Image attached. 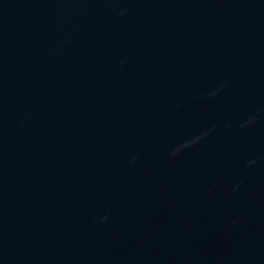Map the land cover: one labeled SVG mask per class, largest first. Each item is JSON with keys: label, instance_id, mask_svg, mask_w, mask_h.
<instances>
[{"label": "water", "instance_id": "1", "mask_svg": "<svg viewBox=\"0 0 264 264\" xmlns=\"http://www.w3.org/2000/svg\"><path fill=\"white\" fill-rule=\"evenodd\" d=\"M0 264H264V0H0Z\"/></svg>", "mask_w": 264, "mask_h": 264}]
</instances>
